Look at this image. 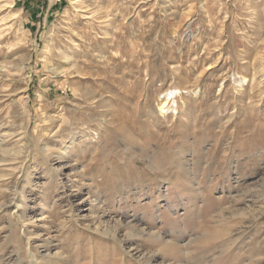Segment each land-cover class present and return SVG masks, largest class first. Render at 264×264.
Returning a JSON list of instances; mask_svg holds the SVG:
<instances>
[{
  "label": "rangeland",
  "instance_id": "obj_1",
  "mask_svg": "<svg viewBox=\"0 0 264 264\" xmlns=\"http://www.w3.org/2000/svg\"><path fill=\"white\" fill-rule=\"evenodd\" d=\"M0 264H264V0H0Z\"/></svg>",
  "mask_w": 264,
  "mask_h": 264
},
{
  "label": "bare ground",
  "instance_id": "obj_2",
  "mask_svg": "<svg viewBox=\"0 0 264 264\" xmlns=\"http://www.w3.org/2000/svg\"><path fill=\"white\" fill-rule=\"evenodd\" d=\"M241 81H246V80H241ZM180 92L181 91L178 89L170 90V91L166 92V94H165L166 101L160 107V111L167 113V111H168L167 107L170 106L171 102L176 105V98L180 94Z\"/></svg>",
  "mask_w": 264,
  "mask_h": 264
}]
</instances>
